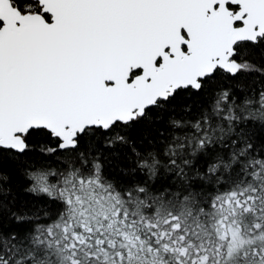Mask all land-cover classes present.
Listing matches in <instances>:
<instances>
[{
    "label": "snow or ice",
    "instance_id": "6c2138e0",
    "mask_svg": "<svg viewBox=\"0 0 264 264\" xmlns=\"http://www.w3.org/2000/svg\"><path fill=\"white\" fill-rule=\"evenodd\" d=\"M0 264H264V0H0Z\"/></svg>",
    "mask_w": 264,
    "mask_h": 264
}]
</instances>
